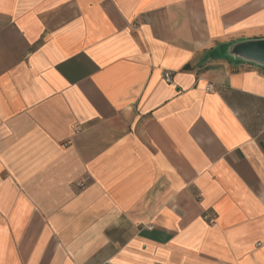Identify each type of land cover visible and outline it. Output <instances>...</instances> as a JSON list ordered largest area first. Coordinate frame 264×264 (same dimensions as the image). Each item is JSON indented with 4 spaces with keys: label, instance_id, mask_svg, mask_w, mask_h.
Returning a JSON list of instances; mask_svg holds the SVG:
<instances>
[{
    "label": "crops",
    "instance_id": "obj_1",
    "mask_svg": "<svg viewBox=\"0 0 264 264\" xmlns=\"http://www.w3.org/2000/svg\"><path fill=\"white\" fill-rule=\"evenodd\" d=\"M262 39L264 0H0V264H264Z\"/></svg>",
    "mask_w": 264,
    "mask_h": 264
},
{
    "label": "water",
    "instance_id": "obj_2",
    "mask_svg": "<svg viewBox=\"0 0 264 264\" xmlns=\"http://www.w3.org/2000/svg\"><path fill=\"white\" fill-rule=\"evenodd\" d=\"M227 55L264 66V39L232 45L230 50L228 49Z\"/></svg>",
    "mask_w": 264,
    "mask_h": 264
},
{
    "label": "built area",
    "instance_id": "obj_3",
    "mask_svg": "<svg viewBox=\"0 0 264 264\" xmlns=\"http://www.w3.org/2000/svg\"><path fill=\"white\" fill-rule=\"evenodd\" d=\"M164 81H165L166 83H168V82L171 81L170 73L166 72V73L164 74ZM206 218H207L210 222L213 221V217H212V216H211L210 218H209V217H206Z\"/></svg>",
    "mask_w": 264,
    "mask_h": 264
}]
</instances>
